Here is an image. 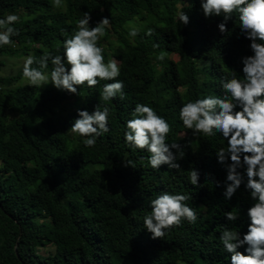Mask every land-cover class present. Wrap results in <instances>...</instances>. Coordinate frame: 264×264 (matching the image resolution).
I'll use <instances>...</instances> for the list:
<instances>
[{"label":"trees","instance_id":"trees-1","mask_svg":"<svg viewBox=\"0 0 264 264\" xmlns=\"http://www.w3.org/2000/svg\"><path fill=\"white\" fill-rule=\"evenodd\" d=\"M61 3L57 8L53 0H0V19L20 17L11 25L19 34L11 37L12 44L0 46V56L62 55L63 41L85 12L92 26L107 17L110 25L98 46L105 63L118 62L124 98L101 99L103 85L114 81L81 85L77 95L51 83L31 86L23 67L0 73V264H230L219 236L225 227L247 231L252 204L247 178L225 199L226 167L216 153L227 141L219 133L193 136L179 111L190 100L223 97L224 78L243 79L241 57L252 53L238 15L233 13L221 33L223 17L206 18L200 0ZM181 11L189 16L187 25L179 20ZM130 28H137L138 35L130 36ZM149 28L151 36L146 35ZM162 52L163 61L158 59ZM5 64L0 59V70ZM50 69L49 62L45 71ZM136 104L152 107L169 123L166 143L180 144L182 159L172 149L180 169L167 164L153 169L150 153L126 143V121L134 118ZM96 106L110 108V130L94 147H86L85 138L70 127L77 109L92 112ZM193 168L200 174L198 186L189 179ZM163 192L188 195L197 220L184 219L165 229L163 238L152 239L143 220L151 212L150 201ZM228 211L239 219L228 221ZM48 245L54 250L39 251Z\"/></svg>","mask_w":264,"mask_h":264},{"label":"clouds","instance_id":"clouds-1","mask_svg":"<svg viewBox=\"0 0 264 264\" xmlns=\"http://www.w3.org/2000/svg\"><path fill=\"white\" fill-rule=\"evenodd\" d=\"M200 5L206 18L223 17L218 24L221 33L227 31V23L236 13L240 32L250 41L248 47L252 54L241 57L242 80L235 74L222 80L223 97L209 95L190 100L180 108L179 118L193 136L219 133L227 141V147H221L216 153L218 163L226 167L223 195L230 200L246 176L245 188L252 204L247 209L250 221L247 231L241 234L225 227L219 240L230 254V264H264V0H200ZM53 6L60 8L61 0H53ZM91 19L90 13L85 12L84 17L76 21L73 34L63 41L62 55L45 52L39 59L32 55L25 57L23 78L31 86L42 88L51 83L57 90L77 95L81 85L92 88L101 80L114 81L103 85L101 99L109 101L117 96L123 99L124 84L117 79L120 75L118 62L109 59L105 63L104 49L98 46L110 19L102 17L95 26L90 24ZM179 20L183 25L190 22L188 14L183 11L179 13ZM19 21L16 14L0 19V46L12 44L11 37L19 33L11 25ZM138 31L130 28L129 35L135 37ZM153 31L147 29L146 35L151 36ZM158 59L163 61L165 53H160ZM49 62L51 69L46 72ZM33 64L39 67H33ZM109 112L108 106L103 110L96 106L92 112L77 109V118L70 130L85 138L86 147H94L97 138L110 130ZM133 117L126 121V143L150 153L148 163L153 169L164 164L180 169L177 155L172 152L176 149L182 159L180 144L166 143L171 131L169 123L146 104H136ZM241 168L243 174L238 171ZM199 177L198 170L193 168L189 177L191 184L198 186ZM216 183L220 186L219 182ZM189 199L185 194L163 192L150 201L151 212L144 217L143 223L152 239L163 238L165 229L179 226L184 219L189 223L196 222L197 213L188 205ZM224 216L228 221L239 219L233 211L225 212ZM240 248L244 251H239Z\"/></svg>","mask_w":264,"mask_h":264},{"label":"rangeland","instance_id":"rangeland-1","mask_svg":"<svg viewBox=\"0 0 264 264\" xmlns=\"http://www.w3.org/2000/svg\"><path fill=\"white\" fill-rule=\"evenodd\" d=\"M172 56H174V58L176 59L178 58L176 55H172ZM25 57H27V55L18 56L15 54V55H11V57L7 55H1L0 59L5 60L6 64L4 66H1L0 73L4 75L15 73L17 70L23 67ZM52 250H54V247L52 245L42 246L39 248V251L41 253H47Z\"/></svg>","mask_w":264,"mask_h":264},{"label":"water","instance_id":"water-1","mask_svg":"<svg viewBox=\"0 0 264 264\" xmlns=\"http://www.w3.org/2000/svg\"><path fill=\"white\" fill-rule=\"evenodd\" d=\"M18 244L16 245V248H17Z\"/></svg>","mask_w":264,"mask_h":264}]
</instances>
